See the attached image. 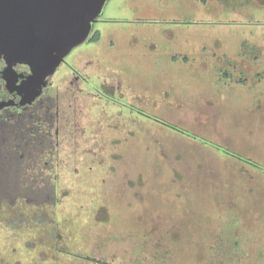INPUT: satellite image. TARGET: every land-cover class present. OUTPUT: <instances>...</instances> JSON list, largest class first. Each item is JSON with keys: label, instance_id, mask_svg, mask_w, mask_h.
Listing matches in <instances>:
<instances>
[{"label": "rangeland", "instance_id": "1", "mask_svg": "<svg viewBox=\"0 0 264 264\" xmlns=\"http://www.w3.org/2000/svg\"><path fill=\"white\" fill-rule=\"evenodd\" d=\"M99 17L64 59L95 88L58 145L57 201L1 206L0 264H264V0Z\"/></svg>", "mask_w": 264, "mask_h": 264}, {"label": "flooded vegetation", "instance_id": "2", "mask_svg": "<svg viewBox=\"0 0 264 264\" xmlns=\"http://www.w3.org/2000/svg\"><path fill=\"white\" fill-rule=\"evenodd\" d=\"M99 19L98 16L97 21ZM95 31H91L85 41H91ZM64 59L53 72L45 76L44 84L37 96L30 101H25L22 85L31 74L30 66L23 61H13L6 69L8 62L3 56L0 57V168L16 167L30 170L28 175H31V178L40 181L46 179L54 192H56L54 160L58 145L68 132L72 131L73 124H77V118L72 114L76 111L74 110L76 108H73L75 107L73 102L76 103L77 91L91 93L86 91L84 84L92 89L95 88L84 71L78 70ZM62 63L68 66V71L66 69L68 74L65 75L68 80L64 86L60 87L56 83V73ZM91 94L94 95V93ZM95 94L111 100L98 89ZM125 106H129L127 109L129 112L133 110L131 105ZM119 112L122 113V111ZM141 113L152 117L146 112ZM15 128L18 129L17 133L19 132L21 140L13 145V137L10 133H13L11 130ZM6 130L10 132L8 137ZM28 152H30L31 161L24 162L25 153Z\"/></svg>", "mask_w": 264, "mask_h": 264}, {"label": "water", "instance_id": "3", "mask_svg": "<svg viewBox=\"0 0 264 264\" xmlns=\"http://www.w3.org/2000/svg\"><path fill=\"white\" fill-rule=\"evenodd\" d=\"M106 0H0V57L9 68L26 62L31 74L22 85L32 100L44 78L84 42ZM23 101V102H25Z\"/></svg>", "mask_w": 264, "mask_h": 264}, {"label": "trees", "instance_id": "4", "mask_svg": "<svg viewBox=\"0 0 264 264\" xmlns=\"http://www.w3.org/2000/svg\"><path fill=\"white\" fill-rule=\"evenodd\" d=\"M99 37L100 33L98 30H96L91 37V41H96L99 39ZM11 131L13 133H10L8 130H6V134L7 137L9 136V133L12 135V143L14 145V143L20 141L21 138H19V132L17 133V128ZM225 152L242 161L246 160V157L243 158L240 155H236L228 151ZM28 160L31 161L30 152L25 153V158L23 161L25 162ZM13 161H15V159H13ZM252 164L254 166H258L254 162ZM29 172L30 170L17 169L16 167L8 169H4L3 167L0 168V208L4 204L12 206L20 199H23L32 205L56 203V192L53 191L50 182L46 179L44 181H40L31 178V175H28Z\"/></svg>", "mask_w": 264, "mask_h": 264}]
</instances>
